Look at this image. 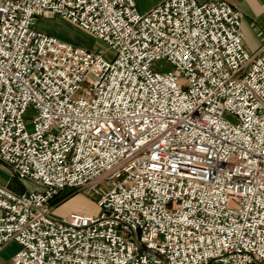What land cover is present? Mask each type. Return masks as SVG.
Listing matches in <instances>:
<instances>
[{"label":"built area","instance_id":"2783aa9c","mask_svg":"<svg viewBox=\"0 0 264 264\" xmlns=\"http://www.w3.org/2000/svg\"><path fill=\"white\" fill-rule=\"evenodd\" d=\"M53 17L110 57L33 29ZM239 26L220 0H0V164L37 187L0 185L10 264H264V48ZM75 190L99 213L54 217Z\"/></svg>","mask_w":264,"mask_h":264},{"label":"crops","instance_id":"0c3cea01","mask_svg":"<svg viewBox=\"0 0 264 264\" xmlns=\"http://www.w3.org/2000/svg\"><path fill=\"white\" fill-rule=\"evenodd\" d=\"M135 6L138 12L145 13L158 3L163 0H134ZM197 4H202L211 0H194ZM236 9L240 14V26L239 32L242 38V45L245 51L251 55V57H256L259 55L260 51L264 48V12L261 8L264 0H220ZM50 23L55 27L54 32L58 33L63 30L57 25H63L68 27V29L74 31H80L75 26L69 24L68 22L61 20L59 18H37L34 25H40L45 27V24ZM57 23V24H56ZM34 27V26H33ZM47 27V26H46ZM74 29V30H73ZM82 33V32H81ZM61 34V33H60ZM53 35V34H52ZM63 41L67 44L89 49L88 42L82 37H77L74 34L66 33L61 35ZM90 50V49H89ZM8 168L0 164V185L6 186L7 189L14 193H21L23 190L21 188V183L23 181H18L15 178H9ZM18 250V246L9 242L0 248V264H10V260L15 252Z\"/></svg>","mask_w":264,"mask_h":264},{"label":"rangeland","instance_id":"374dc122","mask_svg":"<svg viewBox=\"0 0 264 264\" xmlns=\"http://www.w3.org/2000/svg\"><path fill=\"white\" fill-rule=\"evenodd\" d=\"M54 26L49 21L47 24H45V27H41L40 25L36 24L34 25L33 29L37 32L55 37L56 39L60 41H63V40L59 37H61V35L66 34V33L74 34L77 37L82 36L88 42L90 50L101 54L104 58L110 57L111 52L106 48V46L100 41L91 37L90 35H87L86 33H83L82 31H76L74 29H73L74 31H72L68 29V27L63 26V25H57L59 26V28L63 30V32L60 31L58 34L54 32L55 27H56ZM249 56L251 57V55ZM158 66L165 68V70L170 69L168 64L165 63L164 61L154 64V67L158 68ZM33 116H34V113L31 109H28L23 116V120L25 122V128L27 131H29L31 128V119L33 118ZM21 188L22 190H37V187H35L33 184L27 181H23L21 183ZM98 188L101 193L107 190V186L105 183L99 184ZM60 198H62V200L57 201V204L54 206L51 212V214L54 217L62 218V217L67 216L70 213H79V214L96 216L99 213V209L96 206L97 196L91 193H84L82 191H76V190L70 193H68V191H65L60 195Z\"/></svg>","mask_w":264,"mask_h":264},{"label":"trees","instance_id":"16d2710c","mask_svg":"<svg viewBox=\"0 0 264 264\" xmlns=\"http://www.w3.org/2000/svg\"><path fill=\"white\" fill-rule=\"evenodd\" d=\"M58 200H62V198L59 197ZM58 200H56V201H58Z\"/></svg>","mask_w":264,"mask_h":264}]
</instances>
